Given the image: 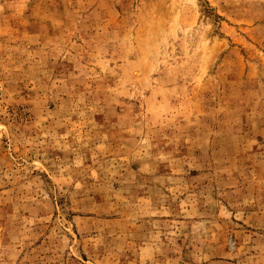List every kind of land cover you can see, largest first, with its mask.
<instances>
[{
	"label": "rangeland",
	"instance_id": "1",
	"mask_svg": "<svg viewBox=\"0 0 264 264\" xmlns=\"http://www.w3.org/2000/svg\"><path fill=\"white\" fill-rule=\"evenodd\" d=\"M0 264H264V0H0Z\"/></svg>",
	"mask_w": 264,
	"mask_h": 264
}]
</instances>
